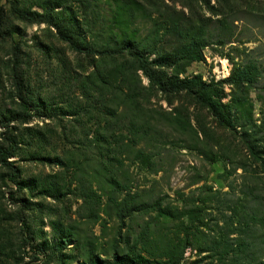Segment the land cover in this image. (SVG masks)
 Listing matches in <instances>:
<instances>
[{"label":"rangeland","instance_id":"obj_1","mask_svg":"<svg viewBox=\"0 0 264 264\" xmlns=\"http://www.w3.org/2000/svg\"><path fill=\"white\" fill-rule=\"evenodd\" d=\"M140 1L181 33L203 32L202 59L188 62L179 77L199 74L216 82L232 63L257 66L256 82L241 93L227 84L210 92L230 103L243 94L244 106L230 111V125L221 124L206 105L185 92L150 89L137 72L134 107L109 103L113 114L101 115L100 93L80 88L87 60L53 27L20 20L11 3L36 12L56 4L78 20L85 6L96 31L113 0H0V133L6 129L1 123L19 110L13 45L34 100L24 122H8L19 143L6 160L27 186L18 190L0 165V264H87L89 253L111 261L114 253L131 251L149 259L141 244L133 247L142 226L148 224L154 241L144 248L155 255L166 239L185 235L177 220L156 221L154 212L120 221L117 207L127 193L137 202L200 206L179 264H264V172L242 140L248 132L257 146L264 144V0ZM222 20L228 32L219 35ZM130 26L142 36L149 23L136 12ZM164 39L169 45L179 36ZM41 111L47 113L38 116ZM135 149L149 155L150 167L134 158ZM64 235L67 244L57 254L52 245Z\"/></svg>","mask_w":264,"mask_h":264},{"label":"trees","instance_id":"obj_2","mask_svg":"<svg viewBox=\"0 0 264 264\" xmlns=\"http://www.w3.org/2000/svg\"><path fill=\"white\" fill-rule=\"evenodd\" d=\"M110 16L99 17L101 24L95 31L86 19V7L81 10V19L78 20L73 15L67 13L66 8L55 10L57 5H50L41 12L23 11L15 4L11 3V12L15 13L20 20L27 22L45 23L55 29L58 39L65 42L73 53L82 54L87 60L90 70L82 76L80 88L86 93L99 92L100 98L97 100L101 105L99 113L101 115L113 114L109 103H117L131 107L137 103L134 99V91L137 87V72L144 77L150 89H155L163 93L185 92L198 103L206 105L211 114L221 124L230 125L231 110L244 106V99L240 94L233 103L220 102L211 98L210 92L216 85L227 84L240 90L243 86H250L256 82L259 75L258 68L254 63H232L231 69L226 77L216 82L210 80L205 82L199 74L190 77L178 75L184 72V66L190 61L202 59V48L204 46V34L181 33L179 27L172 23H166L147 13L144 3L140 0H113ZM143 4V5H142ZM138 12L145 21L149 23L146 32L140 36L131 21L134 14ZM96 12V14H98ZM86 27H89L88 29ZM1 28V24H0ZM219 35L228 32L227 22L219 21L217 27ZM9 33V32H8ZM166 34L178 35L179 39L174 44L166 45L164 37ZM223 38V37H222ZM17 45L12 46L13 62L10 65L11 76L14 80L16 90L15 97L18 100L19 110L10 118L1 123L6 129L0 133V165L5 171V177L16 185L18 190L26 188L25 181L17 176L7 157L14 155L17 149L18 139L8 132V122L15 120L24 122L29 117L28 104L33 98H28V92L23 84V73L20 62L17 60ZM90 60V62H89ZM63 69L64 68L63 65ZM63 72V71H62ZM105 95L107 98L105 99ZM35 105V104H34ZM235 107V108H234ZM47 111L51 110L46 108ZM99 110V109H98ZM60 113H65L63 108L57 109ZM41 111L38 116H44L47 112ZM50 114V112H48ZM242 140L245 143L248 153L252 158L260 162L264 172V144L257 146L248 132H243ZM134 158L145 167H150L151 161L148 154L140 149L134 150ZM48 188L42 190L46 191ZM20 200V199H18ZM133 212H154L155 220L159 217L163 220H177L179 227L185 235L180 237L173 235L166 239L159 252L145 250V246L150 248L154 243L150 237L149 226L144 225L137 233L133 243L135 248L141 244L143 251L148 258H144L139 252H126L123 255H112V260H99L91 253L87 254V264H179L183 251L190 245L187 237L189 226L194 225L201 212L200 206L189 208H173L162 205L159 199L150 203L137 202L134 197L127 193L121 198L117 207V216L120 221L131 216ZM186 222H184V220ZM67 236H60L54 243L53 248L57 254L67 244ZM57 257H59L57 255Z\"/></svg>","mask_w":264,"mask_h":264}]
</instances>
